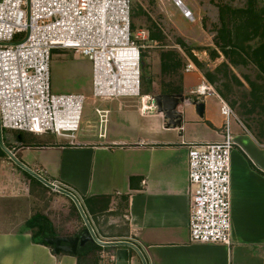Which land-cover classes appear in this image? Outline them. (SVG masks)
<instances>
[{"label": "crops", "instance_id": "obj_1", "mask_svg": "<svg viewBox=\"0 0 264 264\" xmlns=\"http://www.w3.org/2000/svg\"><path fill=\"white\" fill-rule=\"evenodd\" d=\"M193 68L183 74L182 92L166 94H182L195 101L190 91L206 81L194 65ZM154 95L158 94L152 89L140 88L142 108L136 114L142 122L137 124L134 134L123 131L130 119L123 108L117 110L110 133L105 130L109 110L96 108L103 114L100 123L82 111L79 129L69 138L23 133L25 138L15 139L12 134L14 142L10 148H4L12 150L19 163L50 184L72 188L82 199L100 241L128 242L142 253L145 263L131 251L130 264H264V144L257 142L241 122H231L234 148L230 245L190 243L187 148L182 143L220 141L223 118L219 106L214 109L212 98L216 97L212 96L198 100L204 105L202 118L192 103H185L181 110L182 127L166 128L162 117L145 104L143 96ZM86 98L93 104L128 99L97 100L92 94ZM4 156L7 154L0 155V160ZM4 160L15 173L27 176L32 195L34 189L35 196L37 189H41L51 192L57 200H70L43 185L13 160ZM23 200L30 212L31 199ZM20 201L15 195L8 201L0 199V264L86 263L89 256L77 259L71 254H54L51 247L33 240L32 230L26 227L31 215L20 222L16 208ZM51 232L54 237L76 235L71 231L58 232L53 226Z\"/></svg>", "mask_w": 264, "mask_h": 264}, {"label": "built area", "instance_id": "obj_2", "mask_svg": "<svg viewBox=\"0 0 264 264\" xmlns=\"http://www.w3.org/2000/svg\"><path fill=\"white\" fill-rule=\"evenodd\" d=\"M173 2L183 6L180 0ZM145 39V32H132L131 0H0V136L2 131H13L69 138L79 129L87 98L52 93L54 51H69L91 64L95 99L141 97L140 42ZM193 69L188 64L185 72ZM190 95L196 102L215 96L223 124L218 142L182 143L187 148L189 242L229 246L234 148L230 120L241 123L206 82ZM189 99L185 103L194 102ZM6 150L9 160L16 159L12 150ZM51 184L83 204L72 188Z\"/></svg>", "mask_w": 264, "mask_h": 264}, {"label": "rangeland", "instance_id": "obj_3", "mask_svg": "<svg viewBox=\"0 0 264 264\" xmlns=\"http://www.w3.org/2000/svg\"><path fill=\"white\" fill-rule=\"evenodd\" d=\"M131 1L132 32L146 33L145 41L140 42L143 46L141 89H152L157 94L182 92L186 66L193 64L207 83L209 81L204 74L210 76L213 81L210 86L217 94L222 92L224 97L219 96L248 132L258 134L264 127V78L258 76L248 54L264 44V3L261 0H180L192 14V17L186 18L173 0ZM158 32L165 39L163 46L149 41V36ZM227 33L232 38L233 54L229 53V58L219 48V45H224ZM53 54L50 64L52 93L91 97V64L69 51H54ZM140 98L119 99L121 103L114 101L106 104H93L91 100H86L83 115L100 123L103 114L97 109L106 108L109 115L105 130L110 133L117 110L121 107L130 117L123 131L134 134L137 124L142 122L136 114L142 108ZM212 101L217 110L218 100L212 98ZM230 122L233 123L234 119ZM12 134L15 139L27 136L2 131L0 142L3 146L10 148L11 142H14ZM4 159L0 160V199L8 201L15 195L21 200L16 206L20 222L30 215L42 216L58 232L71 231L77 235L82 231L84 221L72 201L57 200L51 192L41 189H37L36 196L34 189L32 195L27 176L15 173ZM25 198L32 201L30 212L29 206L24 204ZM80 205L86 214L84 205ZM4 208H8L6 202ZM115 250V247L109 246L91 253L85 264H115Z\"/></svg>", "mask_w": 264, "mask_h": 264}, {"label": "water", "instance_id": "obj_4", "mask_svg": "<svg viewBox=\"0 0 264 264\" xmlns=\"http://www.w3.org/2000/svg\"><path fill=\"white\" fill-rule=\"evenodd\" d=\"M153 107L155 108V113L162 117L163 122L166 128H177L180 129L183 123V116H182V107L185 104L186 98L182 94H158L149 97ZM190 99L187 98V101ZM193 106L195 107V112L197 115L202 118L204 105L199 102H192ZM7 150L4 148L2 143L0 142V155L5 154ZM13 161L24 171L30 174L32 177L36 178L39 182L43 185L50 187L52 189H56L54 185L50 184L48 181L37 175L36 173L29 170L27 167L19 163L16 159ZM58 192L66 195L69 197L74 205L77 207L79 212L81 213L82 219L84 221V228L80 231L77 235L71 237H46L43 241L50 247H52V251L54 254L59 253H66L71 255H76L77 250L83 247L87 243H94L99 246L103 247H115V264H129V259L131 257V251H134L142 262L144 259L139 251L130 243L128 242H102L96 236L95 231L93 230L92 224L84 215L83 210L77 200L70 196L68 193L58 190ZM120 247V248H118ZM125 247V248H121ZM123 252L125 255L123 257H119V253ZM145 263V262H144Z\"/></svg>", "mask_w": 264, "mask_h": 264}, {"label": "trees", "instance_id": "obj_5", "mask_svg": "<svg viewBox=\"0 0 264 264\" xmlns=\"http://www.w3.org/2000/svg\"><path fill=\"white\" fill-rule=\"evenodd\" d=\"M250 1L251 0H249V2ZM228 34L229 33H227L226 37H224V40H225L224 45H219L221 52L224 54L226 58H229L230 54H233V51H231L232 38L228 36ZM164 40L165 39L163 38L160 32H158L157 35L151 34L149 36V41L154 42L158 44L159 46L164 45L163 43ZM237 53L240 54L239 52ZM248 58L255 65V68L258 72V76L264 78V44L262 43L257 48L252 49L251 53L248 54ZM204 76L209 81V83H213V81L211 80L208 74H204ZM219 95L221 97H224L222 92L219 93ZM231 106H233V104H231ZM261 129L262 130H260L258 134H255L253 132L251 133L253 134L257 142H259L260 144H264V127H262ZM26 227L29 230H32L33 240H36L37 242H39L40 244L44 246L50 247L43 241V239L46 237H54V234L53 232H51V226L49 222L44 217L42 216L32 217V219L27 222ZM100 250H101V247L99 245H96L94 243L85 244L83 247L77 250V253L74 256L77 257V259H80L81 256H89L91 253H94Z\"/></svg>", "mask_w": 264, "mask_h": 264}, {"label": "bare ground", "instance_id": "obj_6", "mask_svg": "<svg viewBox=\"0 0 264 264\" xmlns=\"http://www.w3.org/2000/svg\"><path fill=\"white\" fill-rule=\"evenodd\" d=\"M175 4V3H174ZM183 4V3H182ZM177 6V5H176ZM178 8H180L181 9V11H183V12H185V13H190V11L183 5L182 7L181 6H177ZM191 14V13H190ZM145 104L146 105H149V106H151V107H153V104H152V102H151V100H150V98H148V99H145ZM153 109H154V113H155V108L153 107ZM125 254L123 253V252H120L119 253V257L121 258V257H123ZM119 264H122V262H119Z\"/></svg>", "mask_w": 264, "mask_h": 264}]
</instances>
